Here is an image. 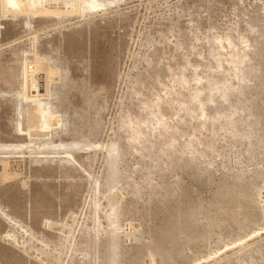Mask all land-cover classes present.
Instances as JSON below:
<instances>
[{
    "label": "rangeland",
    "instance_id": "obj_1",
    "mask_svg": "<svg viewBox=\"0 0 264 264\" xmlns=\"http://www.w3.org/2000/svg\"><path fill=\"white\" fill-rule=\"evenodd\" d=\"M3 1L0 264H264V0Z\"/></svg>",
    "mask_w": 264,
    "mask_h": 264
},
{
    "label": "bare ground",
    "instance_id": "obj_2",
    "mask_svg": "<svg viewBox=\"0 0 264 264\" xmlns=\"http://www.w3.org/2000/svg\"><path fill=\"white\" fill-rule=\"evenodd\" d=\"M4 1H5V0H4ZM4 1H3V2H4ZM27 1H28V0H27ZM27 1H26V3H27ZM39 1H40V0H30L28 5H29V6H30V5L35 6L36 4H41ZM41 1H43V0H41ZM50 1H51V0H49V2H50ZM52 1H53V0H52ZM52 1H51V2H52ZM58 1H59V0H57V2H58ZM61 1H62V0H61ZM64 1H65V0H64ZM71 1L73 2V0H70V2H71ZM72 2H71V3H72ZM22 3H24V2H23V1L20 2L19 0H6V5H7V7H8L9 5H12V7H13V5H14V6H18L19 8H22V7H23V4H22ZM73 3H74V2H73ZM85 3H86V2H85ZM42 4H43V3H42ZM45 4H46V3H45ZM207 4H208V3H207ZM1 5H2V4H1ZM6 5H5V6H6ZM51 5H52V4H51ZM72 5H73V4H72ZM37 6H38V5H37ZM47 6L49 7V5H47ZM80 6H81V5H80ZM7 7H6V8H7ZM27 7H28V6H27ZM54 7H55V6H54ZM64 7H65V6H64ZM4 8H5V7H4ZM10 8H11V7H10ZM43 8H44V7H43ZM46 8H47V7H46ZM17 9H18V8H17ZM28 9H29V8H28ZM7 10H8V9H7ZM9 10H10V9H9ZM77 10H78V9H77ZM12 11H13V10H12ZM12 11H11V12H12ZM49 11H50V10H49ZM61 11H62V10H61ZM38 12H39V11H38ZM46 12H47V11H46ZM77 12H78V11H77ZM12 13H13V12H12ZM52 13H53V12H52ZM60 13H61V12H60ZM38 14H39V13H38ZM43 14H44V13H43ZM47 14H48V13H47ZM54 14H55V13H54ZM75 15H76V14H75ZM252 21H253V20H252ZM259 21H260V20H259ZM250 22H251V21H250ZM255 24H256V23H255ZM258 24H259V23H258ZM254 40H255V39H254ZM259 41H260V40H259ZM175 42H176V41H175ZM253 42H254V41H253ZM261 42H262V41H261ZM232 43H233V42H232ZM255 43H256V42H255ZM256 44H257V43H256ZM259 44H260V43H259ZM263 44H264V43H263ZM254 45H255V44H254ZM260 45H261V44H260ZM256 46H257V45H256ZM261 46H262V45H261ZM263 46H264V45H263ZM263 46H262V47H263ZM261 50H263V48L260 49V52H261ZM254 51H255V50H254ZM263 51H264V50H263ZM263 51L261 52L262 54H264ZM256 55H257V54H256ZM256 55H255V56H256ZM260 56H261V55H260ZM237 57H238V56H237ZM260 61H261V60H260ZM258 62H259V61H258ZM180 65H181V64H180ZM182 65H183V64H182ZM178 66H179V65H178ZM239 66H240V65H239ZM255 69H256V68H255ZM246 72H247V71H246ZM248 72H249V71H248ZM249 74H250V73H249ZM252 75L255 76L254 73H253ZM251 77H252V76H251ZM257 78H258V81L260 82V84H262L263 87H264V74L261 75V76H258ZM186 79H187V78H186ZM252 82H253V81H252ZM245 89H246V88H245ZM243 90H244V89H243ZM261 90H262V89H261ZM241 92H242V91H241ZM244 92H245V91H244ZM247 94H248V93H247ZM232 95H233V94H232ZM242 95H244V94H242ZM226 96L228 97V95H226ZM246 96H247V95H246ZM254 96H255V95H254ZM262 97H263V96H262ZM209 98H210V97H209ZM230 98H232V97H230ZM250 98H251V97H250ZM195 99H196V98H195ZM251 99H252V98H251ZM237 100H238V99H237ZM239 100H240V99H239ZM252 100H253V99H252ZM232 101H233V100H232ZM241 101H242V99H241ZM245 101H246V100H245ZM259 101H260V100H259ZM239 102H240V101H239ZM242 102H243V101H242ZM242 102H241V103H242ZM247 102H249V101H247ZM247 102H246V104H247ZM187 103H188V102H187ZM230 103H231V100H230ZM234 103H235V102H234ZM253 103H254V102H253ZM237 104H238V102H237ZM130 105H131V104H130ZM229 105H230V104H229ZM244 105H245V104H244ZM253 105H254V104H253ZM253 105L251 104V106H253ZM234 107H235V106H234ZM245 107H246V105H245ZM245 107H244V108H245ZM257 107H258V106H257ZM231 108H232V107H231ZM235 108H236V107H235ZM235 108H234V109H235ZM240 108H243V107H240ZM234 109L232 108V110H234ZM226 110H227V109H226ZM246 110H248L247 107H246ZM235 111H236V110H235ZM242 111H243V110H242ZM252 111H253V110H252ZM222 112H223V111H222ZM224 112H225V109H224ZM224 112H223V113H224ZM228 112H229V115H230V111H228ZM233 112H234V111H233ZM236 112H237V111H236ZM239 112H240V111H239ZM248 112H249V111H248ZM226 113H227V112H226ZM231 113H232V112H231ZM244 113H245V112H244ZM252 113H253V112H252ZM224 114H225V113H224ZM236 114H237V113H236ZM246 114H247V112H246ZM231 115H232V114H231ZM233 115H234V114H233ZM242 115H243V114H242ZM248 115H249V114H248ZM256 115H257V114H256ZM218 116H219V115H218ZM229 117H231V116H229ZM237 117H238V116H237ZM242 117H243V116H242ZM252 117H253V116H252ZM255 117H256V116H255ZM220 118H221V117H220ZM231 118H232V117H231ZM231 118H230V119H231ZM240 118H241V117H240ZM245 118H246V117H245ZM245 118H244V119H245ZM222 119H223V118H222ZM238 119H239V118H238ZM247 119H248V118H247ZM236 120H237V119H236ZM249 121H250V120H249ZM255 121H256V120H255ZM257 121H258V119H257ZM257 121H256V122H257ZM242 122H243V121H242ZM246 122H247V120H246ZM250 122H251V121H250ZM239 123H240V122H239ZM253 123H254V122H253ZM257 124H258V123H257ZM228 125H229V124H228ZM236 125H237V124H236ZM253 125H254V124H253ZM255 125H256V124H255ZM223 128H224V127H223ZM235 129H236V128H235ZM245 129H246V128H245ZM250 129H251V128H250ZM239 131H240V130H239ZM245 131L247 132V129H246ZM245 131H244V133L246 134ZM249 131H250V130H249ZM252 132H253V131H252ZM248 133H249V132H248ZM250 134H251V133H250ZM250 134H249V135H250ZM238 135H239V134H238ZM247 135H248V134H247ZM253 135H254V134H253ZM262 136H263V135H262ZM226 137H227V136H226ZM260 138H261V137H260ZM229 140H230V139H229ZM244 140H245V139H244ZM157 141H158V140H157ZM157 141H155V142H157ZM160 143H162V142H160ZM258 143H259V142H258ZM151 144H152V143H151ZM188 144H189V143H188ZM152 145L154 146V144H152ZM157 145H158V144H157ZM251 145H252V144H251ZM162 146H163V145H162ZM184 146H185V145H184ZM160 147H161V144H160ZM163 147H164V146H163ZM163 147H161V148H163ZM251 148H252V147H251ZM257 148H258V147H257ZM150 149H151V148H150ZM159 149H160V148H159ZM168 149H170V148H168ZM183 149H184V148H183ZM214 149H215V148H214ZM234 149H235V148H234ZM151 150H153V149H151ZM172 150H174V149H172ZM181 150H182V149H181ZM166 151H167V150H166ZM245 151H246V150H245ZM158 152H161V151L158 150ZM164 152H165V151H164ZM173 152H175V151H173ZM173 152H172V153H173ZM191 152H192V151H191ZM177 153H178V152H177ZM180 153H181V152H179V154H180ZM198 153H199V152H198ZM263 153H264V152H263ZM189 154H190V153H189ZM158 155H159V153H158ZM168 155H169V154H168ZM170 155H171V154H170ZM172 155H173V154H172ZM172 155H171V156H172ZM174 155H176V154H174ZM190 155H191V154H190ZM262 156H263V155H262ZM157 157H158V156H157ZM173 157H174V156H173ZM170 158H171V157H170ZM255 159H256V158H255ZM154 160H155V159H154ZM170 160H171V159H170ZM174 160H175V158H174ZM174 160H172V161H174ZM176 160H177V159H176ZM176 160H175V161H176ZM188 160H189V159H188ZM196 160H197V159H196ZM180 161H181V160H180ZM251 161H252V160H251ZM261 161H262V160H261ZM246 162H247V161H246ZM180 163H181V162H180ZM163 164H164V163H163ZM192 164H193V163H192ZM187 165H188V164H187ZM181 166H182V165H181ZM181 166H180V167H181ZM184 166H185V165H184ZM184 166H183V167H184ZM155 167H156V166H155ZM189 167H190V166H189ZM261 167H262V166H261ZM173 168H174V167H173ZM186 168H187V167H186ZM260 169H261V168H260ZM156 170H157V169H156ZM160 170H162V169H160ZM175 170H176V169H175ZM188 170H189V169H188ZM174 172H175V171H174ZM202 173H203V172H202ZM240 174H241V173H240ZM240 174H239V175H240ZM235 175H236V174H235ZM114 177H115V176H114ZM193 177H194V176H193ZM199 177H201V176H199ZM243 177H244V176H243ZM258 177H259V176H258ZM238 178H239V176H238ZM192 179H193V178H192ZM210 179H211V178H210ZM219 180H220V179H219ZM223 180H224V178H223ZM243 180H244V179H243ZM194 182H195V181H194ZM204 182H205V181H204ZM238 182H239V181H238ZM257 182H258V181H257ZM145 183H146V182H145ZM255 183H256V181H255ZM236 184H237V183H236ZM241 185H242V184H241ZM233 186H234V185H233ZM204 187H205V186H204ZM218 187H219V186H218ZM221 187H222V186H221ZM219 188H220V187H219ZM226 189H227V188H226ZM229 189H230V188H229ZM229 189H228V190H229ZM240 189H242V188H240ZM183 190H184V189H183ZM234 190H235V189H234ZM243 190H244V189H243ZM223 191H224V193H225V189H224ZM236 191H237V190H236ZM236 191H235V192H236ZM239 191H240V190H239ZM246 191H247V190H246ZM221 192H222V191H221ZM221 192H220V193H221ZM227 192L230 193V191H227ZM229 193H228V194H229ZM238 193H239V192H238ZM247 193H248V192H247ZM222 194H223V192H222ZM236 194H237V193H236ZM236 194H235V195H236ZM223 195H224V194H223ZM239 195H241V194H239ZM239 195H236V197H238ZM242 195H243V193H242ZM249 195H251V194H248V196H249ZM224 196H226V195H224ZM229 196L232 197L231 194H230ZM239 197H240V196H239ZM252 197H253V196H252ZM247 199H248V198H247ZM219 200H220V199H219ZM239 200H240V199H239ZM252 200H253V199H252ZM179 203H180V202H179ZM163 206H164V205H163ZM229 206H230V205H229ZM231 206H232V205H231ZM154 209H155V208H154ZM174 209H175V208H174ZM171 210H172V209H171ZM239 210H240V209H239ZM177 211H178V210H177ZM181 211H182V210H181ZM151 214H152V213H151ZM169 215H170V214H169ZM155 216H156V215H155ZM173 220H174V219H173ZM175 222H176V221H175ZM181 226H182V225H181ZM175 227H176V226H175ZM177 231H178V230H177ZM188 232H189V230H188ZM175 233H176V232H175ZM199 234H200V233H199ZM163 235H164V234H163ZM189 235H190V234H189ZM159 236H160V235H159ZM166 236H167V235H166ZM159 238H160V237H159ZM162 238H163V237H162ZM168 238H169V237H168ZM160 239H161V238H160ZM164 240H165V239H164ZM168 240H170V239H168ZM162 241H163V240H162ZM165 243H166V242H165Z\"/></svg>",
    "mask_w": 264,
    "mask_h": 264
}]
</instances>
